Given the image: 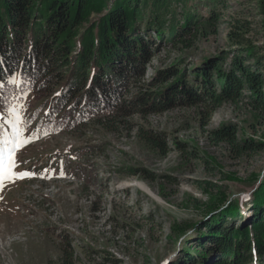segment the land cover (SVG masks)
<instances>
[{
  "label": "rangeland",
  "instance_id": "obj_1",
  "mask_svg": "<svg viewBox=\"0 0 264 264\" xmlns=\"http://www.w3.org/2000/svg\"><path fill=\"white\" fill-rule=\"evenodd\" d=\"M200 4V15L209 16L210 9ZM207 4L221 17L217 28L199 36L190 50L157 48L127 100L149 90L155 74L172 66L192 73L224 60L228 68L236 56L252 58L246 64L257 66L254 54L264 56V0ZM213 80L218 85L217 77ZM249 95L246 90L242 100L216 108L209 122L199 111L202 106L177 107L137 113L130 130L122 126L115 132L93 120H86L81 131L66 125L37 129L43 117L27 112H34L39 101L26 104L25 136L32 142L17 152L16 171L34 175L0 188V264H63L71 250L75 264H176L194 251L195 231L221 211L210 210L221 193L229 198L224 207L241 199L242 214L250 219L249 203L264 182V112ZM2 111L0 138L12 131ZM4 127L9 128L1 133ZM225 128L258 147L239 156L213 137ZM141 129L160 134L167 152L144 142ZM92 145L102 150L88 151ZM82 148L85 155L77 156L75 150L83 153ZM187 224L195 228L175 233Z\"/></svg>",
  "mask_w": 264,
  "mask_h": 264
},
{
  "label": "trees",
  "instance_id": "obj_2",
  "mask_svg": "<svg viewBox=\"0 0 264 264\" xmlns=\"http://www.w3.org/2000/svg\"><path fill=\"white\" fill-rule=\"evenodd\" d=\"M210 1L215 4L216 0H0L2 112L6 113L4 97L32 95L27 105L39 104L27 116L43 117L35 123L37 129L66 125L70 131H81L86 120H93L115 132L122 126L130 130V120L137 113L149 115L177 107L202 106L199 111L209 122L216 108L237 103L246 90L253 106L264 112V56L255 54V68L246 64L252 58L236 56L228 68L223 60L196 67L192 73L175 66L158 71L149 90H140L127 100L142 83L157 48L190 50L199 36L217 28L221 17L207 4ZM200 3L210 9L209 16L200 15ZM18 73V79L27 81L19 88L8 82ZM139 131L144 142L167 152L160 134ZM212 135L239 156L258 147L239 141L231 128ZM82 149L83 153L75 150V154L102 150L100 145ZM69 168L75 171L78 167ZM261 195L264 182L249 203L250 219L242 214L245 203L241 199L224 207L229 198L218 195L217 205L210 210L221 211L195 231L194 251L189 250L176 264H264ZM228 219H233L230 225ZM193 228L187 224L175 233ZM62 259L63 264H75L73 250Z\"/></svg>",
  "mask_w": 264,
  "mask_h": 264
},
{
  "label": "snow or ice",
  "instance_id": "obj_3",
  "mask_svg": "<svg viewBox=\"0 0 264 264\" xmlns=\"http://www.w3.org/2000/svg\"><path fill=\"white\" fill-rule=\"evenodd\" d=\"M12 76L8 82L16 87L27 83L22 78ZM3 83H0V88H3ZM23 91V90H21ZM57 95H60L57 93ZM26 98V97H25ZM4 108L7 111L10 119L8 123L11 125V134L5 135L0 138V188H2L5 182H15L17 179L31 178L34 174L31 172L16 171L18 168V162L16 159L17 152L23 147L32 142V139L25 136V129L27 121L24 119V113L27 110V106L21 103V95L13 93L11 100L4 97ZM2 118V116H0ZM2 127V125H0ZM47 135V133H45ZM38 138V137H37ZM167 264V262H165Z\"/></svg>",
  "mask_w": 264,
  "mask_h": 264
}]
</instances>
